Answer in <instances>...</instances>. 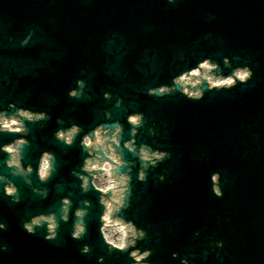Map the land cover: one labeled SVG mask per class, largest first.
Listing matches in <instances>:
<instances>
[{
	"label": "water",
	"instance_id": "obj_1",
	"mask_svg": "<svg viewBox=\"0 0 264 264\" xmlns=\"http://www.w3.org/2000/svg\"><path fill=\"white\" fill-rule=\"evenodd\" d=\"M29 28L37 29L29 46L8 43ZM113 38L116 47L109 50L107 41ZM0 39V107L17 102L52 116L30 127L33 148L25 159L37 165L42 151L56 155L51 195L55 182L79 194L71 172L83 160L79 144L68 147L54 140L57 119L91 129L108 104L104 91L136 101L146 93L139 92L141 84L146 89L170 83L181 64L186 68L203 56L228 55L249 64L254 76L248 84L210 92L199 102L178 95L132 104L139 111L149 102L145 114L163 127V134L147 141L173 156L138 184L140 200L131 218L153 232L156 264H179L171 260L173 251L188 255L191 264H218L220 256L224 264H264V0H179L176 5L165 0H0ZM147 65L149 71L141 67ZM82 76L94 94L91 102L68 97ZM14 139L0 134V145ZM216 171L224 186L221 199L211 193ZM161 173L168 176L164 183L156 179ZM17 184L24 192L20 204L0 197V219L8 228L0 238L9 245L0 264H96L105 255L98 204L84 239L73 240L65 224L50 242L42 231L29 235L22 228V221L42 211L47 201L34 199L21 181ZM195 231L202 234L194 237ZM218 239L223 249L210 252L205 245L188 250ZM85 243L92 251L81 256ZM131 263L119 253L105 261Z\"/></svg>",
	"mask_w": 264,
	"mask_h": 264
},
{
	"label": "clouds",
	"instance_id": "obj_2",
	"mask_svg": "<svg viewBox=\"0 0 264 264\" xmlns=\"http://www.w3.org/2000/svg\"><path fill=\"white\" fill-rule=\"evenodd\" d=\"M178 2L179 0H165L166 5H176ZM36 33V28H29L24 38L19 41V47L29 46ZM115 41L114 38L107 41L109 50L113 48ZM221 62L229 66L230 71H223ZM253 76L254 72L249 64L233 66L232 58L228 55H223L219 61L212 56H203L194 64L175 72L170 83L152 84L146 87L145 92L148 96L157 98L178 93L189 101L199 102L206 92L231 91L248 84ZM67 94L70 99L86 102L94 100L87 78L83 76L75 80V86ZM103 99L109 105L102 109V114L97 115L99 123L85 131L79 124L71 123L69 126L64 119H57L58 128L54 139L65 146H72L76 138L81 137L79 146L84 158L79 170L73 169L71 175L79 181L82 195L87 194L90 189L98 194L99 234L106 246V253L97 257L96 264H105V257L112 256L115 251L127 252L133 264H156L151 259L153 249L138 246L139 241L149 238L148 231L139 227L124 213L131 207L133 175L137 182H145L150 170L158 167L162 161L171 159L172 154L138 139L141 129L146 127L144 112L133 110L130 101H126L123 96L114 97L112 91H104ZM121 114L126 118L127 131ZM49 118L46 111H33L18 106L17 102H9L7 109L0 107V134H19L12 142L0 145V153L6 154V158L0 160V197H7L11 205L20 204L24 199L17 180L30 189L34 199L40 201L48 198L49 189L41 185L47 184L56 172L59 163L56 155L47 150L42 151L34 169L31 163H24L23 149L31 146L28 139L30 129L27 125L47 121ZM146 134L156 137L159 130L153 123L146 128ZM166 178L163 173L156 177L160 183L165 182ZM98 179L102 186H98ZM221 180L220 171L212 173L211 193L217 199L224 197ZM55 189L60 198L53 209L30 214L22 221V228L29 235H37L38 230H42L43 238L51 242L58 239L61 225L71 222V238L81 241L87 234L86 218L93 207L92 201L78 200L74 205V193L65 184L58 183ZM7 230V224L0 219V233ZM193 236L199 237L200 232L195 231ZM224 246L223 240H210L207 249L215 252ZM8 250V243L0 238V258ZM91 251L92 246L87 243L79 249L81 256H88ZM171 260L178 261L179 264H191L188 255L182 256L176 251L171 253ZM218 264H224L222 256L218 257Z\"/></svg>",
	"mask_w": 264,
	"mask_h": 264
}]
</instances>
